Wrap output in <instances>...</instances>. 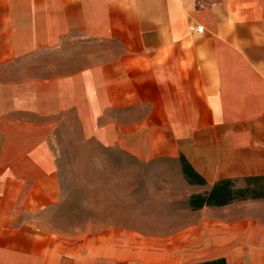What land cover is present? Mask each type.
Returning <instances> with one entry per match:
<instances>
[{
    "label": "crops",
    "instance_id": "1",
    "mask_svg": "<svg viewBox=\"0 0 264 264\" xmlns=\"http://www.w3.org/2000/svg\"><path fill=\"white\" fill-rule=\"evenodd\" d=\"M73 137L93 150L75 201L123 226L59 228ZM249 177H264V0H0V264H264V198L234 219L188 205Z\"/></svg>",
    "mask_w": 264,
    "mask_h": 264
},
{
    "label": "rangeland",
    "instance_id": "2",
    "mask_svg": "<svg viewBox=\"0 0 264 264\" xmlns=\"http://www.w3.org/2000/svg\"><path fill=\"white\" fill-rule=\"evenodd\" d=\"M60 163L61 166H63L64 173H65V178H64V183L67 185V190H68V196H69V202L66 204L67 207L65 209V212L62 213L64 215L63 217L60 218L58 221L59 228H64V229H71L78 227L80 229H83L85 232H92L93 230L97 229L99 223L101 222H107L114 221V223L117 226H123L124 220L122 219H116V220H104V219H94L92 215V203L90 201L83 203H77L75 201L76 199V179H77V172L74 171V167L76 163H90L92 161L93 155L92 152H90L88 149L87 153V148L82 147L81 145H77V140L73 138L69 139H64L61 141V146H60ZM99 151V152H97ZM90 152V153H89ZM95 155H99L101 157V160L106 162V154L102 153L101 150H96L94 151ZM65 167V168H64ZM86 173V172H82ZM91 171L87 172L86 178H90ZM232 189L233 190H240V189H245L247 186L250 188L253 187L254 185L252 184H247L245 181H235L232 184ZM122 195H117L116 197V206L117 210L122 208ZM120 200V201H119ZM250 200L246 201H237L233 202L232 204L228 206H224L221 215L222 217L224 215L227 216L228 219H234L235 217L239 215H251V204L248 203ZM246 204V205H243ZM98 207V206H96ZM220 212V211H218ZM219 217V216H218ZM189 223V219L186 218H176V219H159L154 222L153 225H149L150 228H154L156 226H175L179 227L181 225H187ZM133 226V225H132ZM131 226V227H132Z\"/></svg>",
    "mask_w": 264,
    "mask_h": 264
},
{
    "label": "trees",
    "instance_id": "3",
    "mask_svg": "<svg viewBox=\"0 0 264 264\" xmlns=\"http://www.w3.org/2000/svg\"><path fill=\"white\" fill-rule=\"evenodd\" d=\"M180 164L182 172L186 180L190 184H203V179L195 173L190 164L181 156ZM247 184L254 185L247 186L245 189L233 190L232 180H220L211 187L208 192L193 194L188 199V205L191 210H199L205 206L224 207L237 201H246L258 198H264V177H249L245 178ZM198 264H226L223 258L198 263Z\"/></svg>",
    "mask_w": 264,
    "mask_h": 264
},
{
    "label": "built area",
    "instance_id": "4",
    "mask_svg": "<svg viewBox=\"0 0 264 264\" xmlns=\"http://www.w3.org/2000/svg\"><path fill=\"white\" fill-rule=\"evenodd\" d=\"M195 30L198 31V32H202V27L197 26V27L195 28Z\"/></svg>",
    "mask_w": 264,
    "mask_h": 264
}]
</instances>
